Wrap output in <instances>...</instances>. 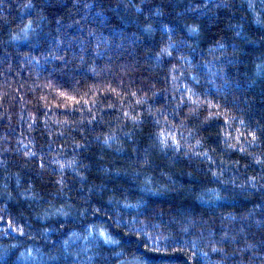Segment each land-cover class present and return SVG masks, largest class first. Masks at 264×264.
<instances>
[{"label":"trees","instance_id":"obj_1","mask_svg":"<svg viewBox=\"0 0 264 264\" xmlns=\"http://www.w3.org/2000/svg\"><path fill=\"white\" fill-rule=\"evenodd\" d=\"M0 264H264V0H0Z\"/></svg>","mask_w":264,"mask_h":264}]
</instances>
